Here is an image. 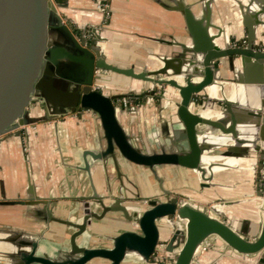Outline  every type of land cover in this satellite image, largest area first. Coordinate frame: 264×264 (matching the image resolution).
<instances>
[{
  "label": "water",
  "instance_id": "obj_1",
  "mask_svg": "<svg viewBox=\"0 0 264 264\" xmlns=\"http://www.w3.org/2000/svg\"><path fill=\"white\" fill-rule=\"evenodd\" d=\"M63 3L61 0H0V143L27 136L28 127L37 123L53 121L58 129L65 122L64 116L97 115L103 132L102 147L84 150L78 156L81 164L70 165L87 174L92 194L77 197V206L69 214L75 216L74 220L64 219L53 211L52 199L35 195L29 180L28 198L0 200V207H30L41 222L64 225L72 234L65 245L54 244L42 234L28 235L26 242L18 246L12 241L9 249L5 241L0 242V253L12 254L13 264H91L98 259L109 264H160L161 260L155 259L156 252L162 234L171 230L165 251L175 255L174 264H194L200 249L206 245L207 252L217 240L238 255L261 254L264 258V187L260 176L264 168V33L258 42L256 31L249 28L245 38L234 41L236 47L228 38L221 46L218 42L221 31L211 37L204 32L202 37L198 36V20L192 9L175 2L170 9L184 15L191 43L179 44L181 53L170 61L173 66L165 63L156 70L137 71L108 61L97 27L79 35L60 13ZM260 9L259 13L264 15V7ZM205 21L204 31L209 27L208 18ZM90 36L96 39L88 42ZM229 71L237 73L236 78H228ZM104 72L152 84L151 92L145 95L151 94L153 98L155 89H162L161 97L175 109L176 120L184 129L177 141L172 140L174 147L150 152L137 144L122 122L125 111L116 102L121 95H110L99 88L98 81ZM242 74L244 80L239 78ZM240 82L246 84L244 106L250 116L246 130L250 136L241 150L242 156L234 154L238 149L230 147L227 152L216 154L222 141L237 137L234 124L227 128L223 119L233 112L237 103L227 97L226 91H239ZM208 88L219 89L222 97L212 98ZM128 96L133 95L124 97ZM213 102L226 106L217 120L202 114L213 112L209 106ZM217 131L221 132L220 136ZM181 142L187 147L181 146ZM252 153L257 157L259 181L254 196L245 200H216L208 207H201L191 197L166 189L160 175L162 168L182 167L193 170L209 184L215 168H226V164L217 161L230 156L250 157ZM205 156L214 159L206 163ZM120 157L150 170L166 200L154 196L142 201L128 198L124 192L115 198L108 192L103 196L98 194L93 181L94 166L112 163L122 175ZM121 184L124 189V183ZM257 201L261 202L262 220L259 234L251 236L249 230L244 232L232 223L227 209ZM116 213H121L131 228L105 237L111 242L110 247H92V224ZM109 222L110 227L124 224L115 218Z\"/></svg>",
  "mask_w": 264,
  "mask_h": 264
},
{
  "label": "crops",
  "instance_id": "obj_2",
  "mask_svg": "<svg viewBox=\"0 0 264 264\" xmlns=\"http://www.w3.org/2000/svg\"><path fill=\"white\" fill-rule=\"evenodd\" d=\"M102 1L110 8L108 19L97 9L94 0H61L65 6L60 8V13L73 25L79 35L85 30L97 27L102 36L100 45L105 47L108 61L122 68L134 67L137 71L145 68L156 70L165 63L173 66L170 61L181 53L182 48L179 44L191 43L192 39L184 15L180 11L170 9L175 2H182L192 9L198 20V36L202 37L204 32L211 37L221 31L222 38L218 40L221 46L225 45L227 38L234 46L235 40L247 36L249 28L256 31L258 42L264 33V26L261 25L264 23V15L259 13L260 7H264V0ZM206 18L209 27L204 31ZM95 39L94 36H90L88 42ZM238 66L241 69V65ZM227 74L228 78H236L237 73L234 75L229 71ZM239 78L244 80V75H240ZM98 83L99 88H106V92L110 95H121V97L137 95V98L147 100L146 105L123 108L125 112L122 114V122L129 133L137 139V144L150 152L158 151L161 147H174L172 140L177 141L184 129L176 120L175 109L168 106L166 101L160 106L155 105L154 98L159 97L161 93L155 94L154 98L151 94L145 95L146 90H149L148 93L151 92L152 84L110 72H104ZM237 88L239 91L236 89L234 93L229 92V89L226 91L228 98L237 103L233 112L223 119L227 128L234 124L237 138L227 135L232 139L222 141V147L216 151V154H223L230 147L238 149L233 153L242 156L241 150L245 148V141L250 136L246 132L250 116L244 106L246 98H243L246 84L240 82ZM215 97L216 99L222 97L219 89ZM209 106L215 112L211 116L213 120H217L216 117L226 108L224 104H214V102ZM63 118L65 122L59 124L58 129L54 127L53 121L37 123L28 127L27 136L9 138L0 143V200L28 198L27 191L31 180L35 195L54 201L52 209L57 216L74 220L75 216L71 217L69 214L77 206L76 198L91 195L92 189L87 174L74 170L70 165L81 164L78 156H81L84 150L100 149L103 132L98 116L93 113L83 114L81 118L75 116ZM216 133L218 136L221 135L220 131ZM180 144L187 147L185 142ZM222 160L216 163L228 165L218 172L214 171L211 183L204 182L197 174V198L201 207H208L216 200H245L254 196L256 192L258 175L256 170L259 166L255 154L252 153L250 157L245 158L230 156ZM119 164L122 175L118 174L112 163L94 166L92 174L98 194L103 196L108 192V195L115 198L124 192L128 198L145 201L160 193L158 182L150 170L132 165L122 157L119 158ZM163 173L160 175L166 184L167 178L162 175ZM121 182L124 183V189ZM260 204L259 201L240 203L229 207L227 213L236 227L244 232L249 230L251 236H257L262 220ZM113 218L119 219L124 224L110 227L109 220ZM122 220L123 215L116 213L108 216L103 222L93 223L91 246L110 247L111 242L105 237L116 236L131 228L128 222ZM8 233L13 235H5ZM40 234L54 244L65 245L72 230L58 223L41 222L34 210L27 206L0 207V242H6L8 245L6 249L13 246L10 245L12 241L18 246L26 242L28 235ZM171 236V230L164 232L160 244L167 243ZM162 255L167 259L173 257L165 250H162ZM13 261L12 254L0 253V264H13ZM91 264H109V262L98 259ZM198 264H264V258L261 254L238 255L217 240L212 242L207 252L199 251Z\"/></svg>",
  "mask_w": 264,
  "mask_h": 264
},
{
  "label": "rangeland",
  "instance_id": "obj_3",
  "mask_svg": "<svg viewBox=\"0 0 264 264\" xmlns=\"http://www.w3.org/2000/svg\"><path fill=\"white\" fill-rule=\"evenodd\" d=\"M100 90L104 93L106 92V88L100 87ZM146 91L149 92V90H146ZM159 93H162V89L156 88L155 94H159ZM155 98H154L155 105L160 106L161 103L166 101V98L164 99L163 97H161V95L159 97L155 96ZM139 100H140V106L147 104V100L145 98L139 99ZM32 107L35 108L34 105ZM195 110L198 111V108H196ZM160 173H163L162 175L163 176L165 175V177L167 178L166 189L179 193V194H183L185 196H189L192 198L193 201H195L196 204H198V198H197L198 197V175L197 174H195L193 171L184 170V169H181L179 167H174V166L162 168L160 169ZM260 176H261V181H262V174H260ZM258 181L259 180L257 179V184H258ZM157 196H159L162 201L166 200L164 194H162L161 191L160 193L157 194ZM143 203L147 205L146 202H143ZM196 261L197 262L194 264H198V258ZM163 263L164 264H174V261L172 259L170 260L163 259V262H161L160 264H163Z\"/></svg>",
  "mask_w": 264,
  "mask_h": 264
},
{
  "label": "built area",
  "instance_id": "obj_4",
  "mask_svg": "<svg viewBox=\"0 0 264 264\" xmlns=\"http://www.w3.org/2000/svg\"><path fill=\"white\" fill-rule=\"evenodd\" d=\"M94 2L97 5V9L100 10L101 12H103L105 18L108 19L110 16V8H109L108 4L104 3L102 0H94ZM244 43H246V42H244ZM244 45H246V44H244ZM234 46L236 47L237 44L235 43ZM116 102L120 107H122L124 109H129L132 107H139L140 106V101L137 97H122V98H119ZM261 174H262V182H263L262 186L264 187V169L261 171ZM166 247H167V243H162L159 245L157 252H156L155 259H159V260H161V262H163V259H166L162 255V250H165ZM200 250L205 251L206 246L204 245ZM197 258H198V256H197ZM197 258H196V260H197ZM171 259L174 261L175 255H173V257ZM168 260H170V259H168ZM196 262L197 261H195V263Z\"/></svg>",
  "mask_w": 264,
  "mask_h": 264
},
{
  "label": "bare ground",
  "instance_id": "obj_5",
  "mask_svg": "<svg viewBox=\"0 0 264 264\" xmlns=\"http://www.w3.org/2000/svg\"><path fill=\"white\" fill-rule=\"evenodd\" d=\"M65 4V3H64ZM101 47L104 49L105 47L104 46H102L101 45ZM105 50V49H104ZM207 92L210 94V96L212 97V98H214V99H216V92H217V88H208L207 89ZM228 97V96H227ZM244 98V97H243ZM202 114L203 115H205V116H212V115H214L215 114V112H211V111H206V112H202ZM231 127V126H230ZM237 138V137H236ZM235 149V148H234ZM236 152V151H235ZM244 154V153H243ZM213 159L214 158H208V157H204V162H206V163H208V161H213ZM237 160V159H236ZM238 160H240V159H238ZM223 161V160H222ZM226 164V163H225ZM226 165H228V164H226ZM254 168V167H253ZM223 168H215L214 169V171L215 172H218V171H220V170H222ZM173 255V254H172Z\"/></svg>",
  "mask_w": 264,
  "mask_h": 264
},
{
  "label": "flooded vegetation",
  "instance_id": "obj_6",
  "mask_svg": "<svg viewBox=\"0 0 264 264\" xmlns=\"http://www.w3.org/2000/svg\"><path fill=\"white\" fill-rule=\"evenodd\" d=\"M170 198H173V196H170Z\"/></svg>",
  "mask_w": 264,
  "mask_h": 264
},
{
  "label": "trees",
  "instance_id": "obj_7",
  "mask_svg": "<svg viewBox=\"0 0 264 264\" xmlns=\"http://www.w3.org/2000/svg\"><path fill=\"white\" fill-rule=\"evenodd\" d=\"M138 99H143V98H138ZM140 101V100H139Z\"/></svg>",
  "mask_w": 264,
  "mask_h": 264
}]
</instances>
